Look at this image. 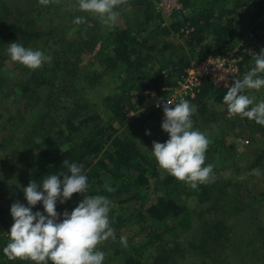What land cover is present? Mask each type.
<instances>
[{"label":"trees","instance_id":"trees-1","mask_svg":"<svg viewBox=\"0 0 264 264\" xmlns=\"http://www.w3.org/2000/svg\"><path fill=\"white\" fill-rule=\"evenodd\" d=\"M156 1H141L138 22L124 29L115 26L100 33L97 18L77 9L78 0H50L47 5H42L39 0H0V54L7 51L10 43L16 42L51 57V63L48 62L45 69H37L29 75L22 92L33 94L48 87L54 95L60 94L63 101L61 105L60 96L54 98V104L53 98L52 102L43 99L45 103L53 104L57 113L49 121L43 119L39 123L37 129L42 126L53 129L48 130L42 140H34L38 137L37 131L23 129L20 133L23 120L17 118L14 129L0 134V151L7 157L4 171L0 172L3 198L16 192L22 204L27 206L23 189L31 181L40 185L49 175L68 173L63 163L67 160L69 164L81 166L82 174L87 177L88 187L82 195H100L111 201L109 221L113 231L133 225L142 232L141 256L136 245L130 244L128 239L126 244L121 241L120 245L118 233L101 245L104 250L112 251L117 261L122 264H166L177 255L185 261L190 257L194 260L192 264H232L230 250L244 252L252 250L258 243L256 240L264 242L263 221L257 222L255 229L258 232L253 231L247 239L236 236L237 221L236 225L233 223L238 212L247 208L243 204V192L251 195L247 181L240 183V175L234 182L217 177L224 169L218 162L217 167H213L212 179L199 184L196 189L167 174L161 178L149 152L152 148L145 149L140 145L126 121L130 111L142 108V115L148 112L143 95L145 90L159 91L162 86L173 84L192 62L209 54L226 53L247 30L251 29L258 40L261 37L256 33L261 31L264 38V0H196L199 3L197 9V5H191V0H179L185 8L192 6L194 10L167 24L154 9ZM63 13L70 17L67 23L61 22ZM122 16L126 17L125 14ZM77 17H83L84 22L75 26ZM176 34L183 44L171 41ZM237 46V55L241 57V79L243 67L251 60L250 54L242 49L250 47L247 42ZM84 48H88L89 54L95 52L91 60L97 62L100 71L88 73L85 83L79 87L72 60L80 59L79 54ZM6 53L8 57V51ZM103 76L112 79L110 83L114 88L104 99V111L99 113L100 106L92 103L91 94L85 92L94 93L98 84L104 83L101 82ZM3 77L0 72V86L5 84ZM226 91L204 82L200 95L188 101L195 107L191 117L193 123L198 114L205 122L212 119L210 116L205 118L210 113L208 101L204 99L210 98L227 110L223 103ZM148 113L151 116L158 112ZM244 119L252 127V135L259 137L258 134L264 132L260 124ZM2 128L6 129L5 126ZM167 139L168 135L159 143ZM262 160V154L258 159H252L245 172L257 167L262 170ZM208 162L206 158L205 166ZM105 185L114 191H107ZM82 195L73 194L66 201L67 207L73 210L82 201ZM252 197L254 201L258 200V196ZM250 206L251 209L256 207L255 203ZM41 208L42 203H37L32 211L40 212ZM225 212L231 216L225 217ZM5 228L7 222L0 219V264H35L29 260L7 261L3 253L9 242L8 235L2 232ZM237 245H242V249ZM151 249H154L153 255Z\"/></svg>","mask_w":264,"mask_h":264},{"label":"clouds","instance_id":"clouds-1","mask_svg":"<svg viewBox=\"0 0 264 264\" xmlns=\"http://www.w3.org/2000/svg\"><path fill=\"white\" fill-rule=\"evenodd\" d=\"M43 5L50 0H39ZM125 0H78L77 9L98 18L105 26H112L118 19L115 11ZM84 22L77 17L75 24ZM11 61L29 70L39 69L51 57L42 51L25 48L16 42L7 49ZM254 66L243 79H235L227 89L223 103L229 116H241L264 125V101L254 104V97L244 94L245 90H260L264 87V48L254 54ZM163 108L161 129L167 133L164 143L153 142L149 151L157 167L177 181L192 189L212 179L213 165L205 166L208 137L193 130L191 119L194 107L182 100L175 106L169 101L157 103ZM171 106V107H170ZM149 133L146 132V135ZM68 173L47 176L38 185L31 181L23 189L27 206L15 202L10 207L13 223L8 232L9 242L3 249L9 261L29 260L35 264H103L104 253L97 246L114 236L110 227L111 201L104 196H85L88 183L81 166L63 161ZM62 177V179H61ZM107 191H114L105 185ZM73 194H81L82 201L69 214L65 211L58 217L56 204L69 200ZM42 203L43 213L32 208ZM59 219V222H58ZM126 244V241H123Z\"/></svg>","mask_w":264,"mask_h":264},{"label":"rangeland","instance_id":"rangeland-1","mask_svg":"<svg viewBox=\"0 0 264 264\" xmlns=\"http://www.w3.org/2000/svg\"><path fill=\"white\" fill-rule=\"evenodd\" d=\"M68 1L70 0H67V2ZM141 1L142 0H125V2L118 7V9H115V11H117L119 15L116 23L112 26L103 25L97 18L98 25L101 28L100 30L97 27V30L102 33L104 29H113L115 26L124 29L128 25L138 22L137 15L141 14L142 12ZM178 2L181 5L182 9L180 14L177 13L173 15L172 18L163 17L164 19L162 18V20L165 24L169 23L171 20L176 21L180 19L182 15L187 16L194 10L192 6H190V8H185L182 4V1L178 0ZM191 5H197L195 9L199 7V3L196 0H191ZM155 7L156 4H154V9ZM216 7L217 6H215V8ZM70 13L72 14L71 11ZM122 14H125L126 17H123ZM63 16H65V18ZM63 16L61 17V22L67 23L70 20V17H68L65 13H63ZM245 18L248 22V17ZM75 26H78V24H75ZM79 26V28H83V25ZM67 31L68 29L66 30V32ZM256 34L261 37L260 40H258L257 37L251 32V29L249 31L247 30L244 36L236 40L234 43L235 45L231 48L237 51V45L240 46L242 42H247L250 47L249 49H242V52L245 51L247 54H250L251 60L247 61V63L243 67L244 71H242V75L240 77L241 79H243L244 75H246V73L254 66V54H259L260 50L264 48V38L262 37L263 32L260 31ZM177 35L178 34H176L175 39H172L171 41L173 43L183 44V41H181L182 39ZM48 50L51 51V54L53 53L52 49ZM83 50V53L79 54L80 59L78 58L76 60H72V65L74 66L73 69H75V74L77 76L76 83L79 87H81L85 83L84 79L88 73L90 74L94 71H100L97 62H93L91 60L95 52L89 54V51H87L88 48H84ZM6 52L7 51L5 50L0 54V56H2L0 57V72L2 73V75H4L3 78L6 80L4 86H0V101H2L3 98V101L0 104V113L2 114V118L0 121V134L6 132L10 128L14 129L15 118H17L18 120H23V125L19 129L20 133H23V129H26L27 132L37 131L38 137H34V140H42L45 135H48L47 131L53 129H48V126H42L38 129L37 127L41 120L44 119L46 121H49V118H54L55 114L57 113L56 111H54V98L60 96V94L54 95L53 91L48 87L41 90L39 89V92L38 90L34 91L33 94L30 92H22V87L26 85V81L28 80V77L33 72V70H29L17 62L11 61L10 56L6 57ZM45 55L48 56L47 54ZM47 63L48 62H45L38 69V71L45 69L47 67ZM102 79L103 80H101V82L104 83L98 84L95 92L92 91L94 93H91L89 91L85 92L86 95L91 94L90 101L92 103L98 104L100 106L99 113H101L102 110L104 111V99L108 95L112 94L114 88V85L110 83V81L112 80L110 79V77L108 78L107 76H103ZM244 94L249 95L250 97H254V104L264 101V87H262L260 90H245ZM43 99H47L53 104H47ZM204 101H208L207 106L210 113L206 114L205 118L210 116L212 117V119L209 118L207 122H205L206 120L200 119V115L198 114V117L195 118L196 123H193V130H198L204 133L210 140V144L207 149L208 151H206L205 154L206 158L209 161L208 163H206V166L208 164H211L213 165V167H217V162L221 163L218 164V166L223 165L224 169L221 170V173L217 175V177L222 176L225 179H229L231 182H234L236 177L240 175V183H242L244 180H246L248 183V190L250 191L249 193L251 195L247 194V192H243L242 195L243 204L247 208L244 207L241 212H238L239 214L236 216L237 220L235 219V222L233 223L236 225L237 221V239H241L242 237H246L247 239L248 237L253 235V231L258 232L257 229H255L257 222H264V171H262L264 169V132L259 133V137L254 134L252 135L251 133L253 129L243 117H230L227 110H225L217 103L213 102L210 98L204 99ZM61 102L62 103L60 104L63 105L62 98ZM141 109L142 108L138 109L135 112L130 111V114H128L127 116L128 119L126 121V124L132 127L131 132H134L135 139H137L140 145L145 149H151L153 142H159L162 137L164 138L167 135H164L165 132H163L161 129V123L164 116L161 113H154L149 116L150 114L148 112H144V115H142L143 111ZM101 118H103V115L101 116ZM2 126H5L6 129L4 130ZM261 126L264 128V125ZM146 132L149 134L146 135ZM5 154L4 152L0 151V172L4 171V166L7 163V157L5 156ZM261 154L263 158L261 166L262 170L257 167L255 169H252L253 171L246 173L245 170L247 168L249 169L248 163L251 162L252 159H258ZM6 167L7 169H9L8 165ZM158 170L161 178L166 175V173H163L160 169ZM228 172H231V174L229 175ZM260 172L261 174H259ZM213 177L214 179L217 178L215 176ZM229 187L231 190V186ZM3 189L4 185H1L0 205L2 207V210L0 211V219H4L5 222H7V228L2 231L3 235H7L13 223L12 217L10 215V207L15 202H19L21 204L22 202L20 201V196L17 195L16 192L3 198ZM252 195L258 196V200L254 201ZM253 203H255L256 205L255 209H251V206L248 207V205H251ZM56 211L59 217L65 211L71 213L72 210L67 207L66 202L61 204L59 201H57ZM115 211L121 212V210L118 208H116ZM40 212L43 213V208H41ZM225 213V217L231 216L229 212ZM113 232L114 234L118 233L117 235L120 237V245L121 241H125L126 239H128V242L130 244L136 245L138 254H140V256L142 255V232H139L138 227L133 225H125L120 230H116ZM129 237L131 239H129ZM107 241L108 240L104 242L106 243ZM256 241L258 243L252 248V250H250L251 248L247 251L243 249L245 253L243 251H236V249L233 250L231 248L232 250H230L229 254L232 259L229 261H231L232 264H264V242L261 240ZM104 242L97 246V250L104 253L105 259L103 261V264H122V261H117L112 256V251H107L101 248V245L104 244ZM237 246L242 249V245ZM150 252L153 255L154 249H151ZM7 261L9 260L7 259ZM193 261L194 260H192L190 257L185 261L184 259L176 255L173 259L167 261L166 264H192ZM13 262L14 261H12V263Z\"/></svg>","mask_w":264,"mask_h":264},{"label":"built area","instance_id":"built-area-1","mask_svg":"<svg viewBox=\"0 0 264 264\" xmlns=\"http://www.w3.org/2000/svg\"><path fill=\"white\" fill-rule=\"evenodd\" d=\"M155 4V11L161 18L172 17L182 10L178 0H157ZM240 61L241 57L234 49L224 54H209L199 61H194L182 71L173 84L162 86L159 91L145 90V108L148 112L155 111L163 115V108L157 107V103L165 100L175 106L182 100L192 101L200 95L204 82L213 88L226 89L225 84L231 86L235 79H239Z\"/></svg>","mask_w":264,"mask_h":264}]
</instances>
